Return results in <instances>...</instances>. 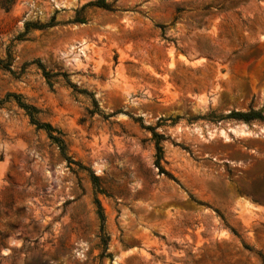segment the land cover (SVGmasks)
Masks as SVG:
<instances>
[{
	"label": "rangeland",
	"instance_id": "374dc122",
	"mask_svg": "<svg viewBox=\"0 0 264 264\" xmlns=\"http://www.w3.org/2000/svg\"><path fill=\"white\" fill-rule=\"evenodd\" d=\"M96 1L0 0V264H264V0Z\"/></svg>",
	"mask_w": 264,
	"mask_h": 264
},
{
	"label": "trees",
	"instance_id": "16d2710c",
	"mask_svg": "<svg viewBox=\"0 0 264 264\" xmlns=\"http://www.w3.org/2000/svg\"><path fill=\"white\" fill-rule=\"evenodd\" d=\"M92 5L94 6H97V7H100V8H103V9H106V10H112V8L110 7L109 4H106L104 3L103 1H96L94 3H92ZM47 75V74H45ZM17 103L19 106L23 107L27 113V115L29 116V120L31 123H33L37 128H43L47 134V136L52 140V142L54 143H57L59 148L61 149V153L62 155L63 152V146H64V143H63V140L61 139L60 136H58L59 132L54 130L49 124L47 123H42V122H39L37 121L36 119H34L33 117V113H34V108L31 106V105H28V104H25L23 102H20L19 100H17ZM238 114V116H241V117H244V118H251V114L250 112H235ZM159 136V134H158ZM160 155H161V147L156 143V160H155V164L158 168V170L160 172H163L164 174H166L167 176L171 177V174L169 172H166L162 167L161 165L159 164V161H160ZM95 203H96V206H97V213H98V217L100 219V225L102 226V223H103V214H102V211H101V207H100V204H99V201L97 199H95Z\"/></svg>",
	"mask_w": 264,
	"mask_h": 264
}]
</instances>
